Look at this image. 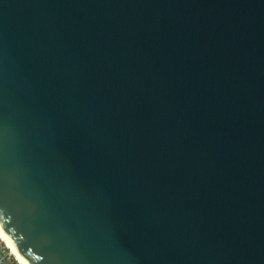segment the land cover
Here are the masks:
<instances>
[{
  "label": "water",
  "instance_id": "1",
  "mask_svg": "<svg viewBox=\"0 0 264 264\" xmlns=\"http://www.w3.org/2000/svg\"><path fill=\"white\" fill-rule=\"evenodd\" d=\"M0 226L30 264H264V0H0Z\"/></svg>",
  "mask_w": 264,
  "mask_h": 264
},
{
  "label": "bare ground",
  "instance_id": "2",
  "mask_svg": "<svg viewBox=\"0 0 264 264\" xmlns=\"http://www.w3.org/2000/svg\"><path fill=\"white\" fill-rule=\"evenodd\" d=\"M0 241L3 243V245L6 247V249L9 251V253L13 256V258L18 264H30L29 261H25L21 258L20 250L18 247L10 245V241L6 237V232L1 229V226H0Z\"/></svg>",
  "mask_w": 264,
  "mask_h": 264
},
{
  "label": "built area",
  "instance_id": "3",
  "mask_svg": "<svg viewBox=\"0 0 264 264\" xmlns=\"http://www.w3.org/2000/svg\"><path fill=\"white\" fill-rule=\"evenodd\" d=\"M0 264H18L0 241Z\"/></svg>",
  "mask_w": 264,
  "mask_h": 264
},
{
  "label": "rangeland",
  "instance_id": "4",
  "mask_svg": "<svg viewBox=\"0 0 264 264\" xmlns=\"http://www.w3.org/2000/svg\"><path fill=\"white\" fill-rule=\"evenodd\" d=\"M2 243V242H1ZM3 244V243H2ZM5 247V246H4ZM6 248V247H5ZM9 252V251H8Z\"/></svg>",
  "mask_w": 264,
  "mask_h": 264
}]
</instances>
